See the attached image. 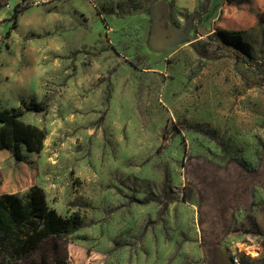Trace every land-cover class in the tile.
I'll return each instance as SVG.
<instances>
[{
  "label": "rangeland",
  "instance_id": "rangeland-1",
  "mask_svg": "<svg viewBox=\"0 0 264 264\" xmlns=\"http://www.w3.org/2000/svg\"><path fill=\"white\" fill-rule=\"evenodd\" d=\"M8 2L0 107L48 105L21 117L47 135L39 153L23 150L37 169L17 196L35 183L83 224L29 253L8 245L0 264H212L225 235L228 261L264 264V12L244 31L257 68L212 33L221 9L195 32L167 6L181 31L159 38L132 0ZM7 86L23 96L5 101ZM12 162L1 150L0 168ZM164 190L165 210L135 201Z\"/></svg>",
  "mask_w": 264,
  "mask_h": 264
},
{
  "label": "trees",
  "instance_id": "trees-1",
  "mask_svg": "<svg viewBox=\"0 0 264 264\" xmlns=\"http://www.w3.org/2000/svg\"><path fill=\"white\" fill-rule=\"evenodd\" d=\"M8 0H0V8ZM130 1V0H129ZM223 6L219 17L212 27V33L223 46L244 58L250 66L259 65L254 62L252 43L244 36V31L256 26L264 12V0H222ZM17 3L13 7L11 19H16L19 12ZM141 5L132 0L131 9ZM15 26L13 21L12 27ZM264 71V69H262ZM21 108H0V151L7 149L12 153L14 162L0 168V187L14 185V189L0 193V254L10 245L15 254L29 253L36 250L49 239L65 238L82 227L83 220L78 212L64 217L56 209L49 207L43 188L30 182L27 187V201L22 202L17 196L26 187L23 179L29 181L35 175L36 164L25 158L26 151L39 153L43 149L47 131L40 126L24 121V111L41 112L48 106L44 101L30 100ZM172 193L164 190L162 196L149 193L143 199H135L138 203L157 202L165 210L171 201Z\"/></svg>",
  "mask_w": 264,
  "mask_h": 264
},
{
  "label": "crops",
  "instance_id": "crops-1",
  "mask_svg": "<svg viewBox=\"0 0 264 264\" xmlns=\"http://www.w3.org/2000/svg\"><path fill=\"white\" fill-rule=\"evenodd\" d=\"M13 1H19V0H13ZM141 5L145 7H142L140 9H132L131 14L135 16V20H150L154 23V27L156 32L154 35L156 37L162 38V36H165V32H168L173 35H177L181 31V27H175L173 25V13H170V10L168 12V7H173L174 9L181 10L187 13L189 15L190 19L186 22L193 23L195 32H199L197 30V24H207L213 18L216 16V12L221 9L222 6V0H140ZM75 2H78V0H75ZM10 2H8L6 5H8ZM5 5V6H6ZM10 5V4H9ZM4 6V7H5ZM168 6V7H167ZM198 11V13H196ZM196 13V14H195ZM195 14V15H194ZM180 18V17H179ZM185 21V19H183ZM146 32L145 35H148V26L145 27ZM189 31V30H188ZM4 95L6 96V100H9V98H15L19 99L21 96L19 93L12 92L11 89L7 88L4 89ZM13 95V96H12ZM12 96V97H11ZM4 108V107H0ZM227 234V233H226ZM226 236V235H225ZM224 236V237H225ZM224 237L220 239V243L217 241L215 242L214 246L221 245V242L224 241ZM218 264H224L220 261L217 262ZM212 264H216L213 260Z\"/></svg>",
  "mask_w": 264,
  "mask_h": 264
},
{
  "label": "water",
  "instance_id": "water-1",
  "mask_svg": "<svg viewBox=\"0 0 264 264\" xmlns=\"http://www.w3.org/2000/svg\"><path fill=\"white\" fill-rule=\"evenodd\" d=\"M215 256L213 257V260L216 264H218L217 262L220 261L221 263H224V264H230L226 257V253L221 250L219 247L216 248V251H215Z\"/></svg>",
  "mask_w": 264,
  "mask_h": 264
},
{
  "label": "built area",
  "instance_id": "built-area-1",
  "mask_svg": "<svg viewBox=\"0 0 264 264\" xmlns=\"http://www.w3.org/2000/svg\"><path fill=\"white\" fill-rule=\"evenodd\" d=\"M255 253L258 251V249H255ZM250 254H252V252H250ZM241 262V259H240V256L238 255V253H233L231 255V258H230V264H240Z\"/></svg>",
  "mask_w": 264,
  "mask_h": 264
}]
</instances>
